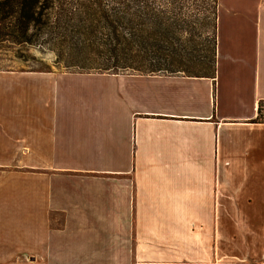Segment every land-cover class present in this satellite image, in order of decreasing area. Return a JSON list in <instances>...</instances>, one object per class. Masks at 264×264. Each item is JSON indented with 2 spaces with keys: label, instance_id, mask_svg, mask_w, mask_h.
<instances>
[{
  "label": "crops",
  "instance_id": "crops-1",
  "mask_svg": "<svg viewBox=\"0 0 264 264\" xmlns=\"http://www.w3.org/2000/svg\"><path fill=\"white\" fill-rule=\"evenodd\" d=\"M216 13L211 76L0 70V264H264V0Z\"/></svg>",
  "mask_w": 264,
  "mask_h": 264
},
{
  "label": "trees",
  "instance_id": "trees-1",
  "mask_svg": "<svg viewBox=\"0 0 264 264\" xmlns=\"http://www.w3.org/2000/svg\"><path fill=\"white\" fill-rule=\"evenodd\" d=\"M183 1L0 0V61H34L39 47L66 70L214 75L216 0L209 44L197 40L201 10ZM263 106L255 118L262 123Z\"/></svg>",
  "mask_w": 264,
  "mask_h": 264
},
{
  "label": "rangeland",
  "instance_id": "rangeland-1",
  "mask_svg": "<svg viewBox=\"0 0 264 264\" xmlns=\"http://www.w3.org/2000/svg\"><path fill=\"white\" fill-rule=\"evenodd\" d=\"M183 3L186 7H188L190 10H195L196 8L200 9L198 15L196 18H198L199 23V30L201 31L200 36L197 37V40L199 41V44L201 42L209 44L211 43V29H210V23H208L209 18L207 17V14L210 11V7L212 6L213 2L212 0H184ZM207 32V33H206ZM208 34L207 38L206 35ZM30 53L34 57V61H28V62H13L10 63L8 61H0V69L2 70H35V69H47V70H66L65 68H62L60 66H57L53 64L52 56L49 53H45L43 49L39 47L32 48ZM70 70H76V69H70ZM78 71V70H76ZM262 119H264V106L262 109ZM232 245L230 241V246Z\"/></svg>",
  "mask_w": 264,
  "mask_h": 264
}]
</instances>
